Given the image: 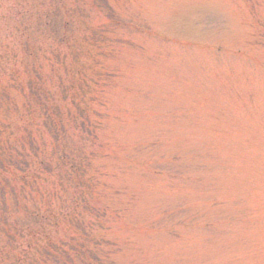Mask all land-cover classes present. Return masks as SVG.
I'll list each match as a JSON object with an SVG mask.
<instances>
[{"label":"rangeland","instance_id":"1","mask_svg":"<svg viewBox=\"0 0 264 264\" xmlns=\"http://www.w3.org/2000/svg\"><path fill=\"white\" fill-rule=\"evenodd\" d=\"M106 2L111 17L97 0H0V92L17 103L0 93V141L16 145L27 130L43 131V149L27 148L19 176L31 180L52 159L56 172L42 171L37 187L59 191L53 210L62 215L28 217L0 202L1 226L13 234L0 229V264L41 262L40 247L68 241L75 227L64 217L77 194L70 166L42 128L40 105L31 111L13 87V71L23 83L43 75L65 112L67 69L95 63L85 37L105 22L121 40L93 51L111 74L99 86L100 130L92 138L71 127L61 149L73 161L79 151L90 157L93 191L84 194L103 212L100 220L81 215L91 236L104 248V239L116 242L114 264H264V0ZM71 46H84L80 62ZM56 53L67 63L56 65ZM37 198L28 204L47 216L46 196Z\"/></svg>","mask_w":264,"mask_h":264},{"label":"trees","instance_id":"2","mask_svg":"<svg viewBox=\"0 0 264 264\" xmlns=\"http://www.w3.org/2000/svg\"><path fill=\"white\" fill-rule=\"evenodd\" d=\"M97 5L100 7H104L108 9V15L112 16V12L110 10L111 6H109L106 0H97ZM104 28V25H102ZM101 26V27H102ZM102 29V28H101ZM102 30H95L93 33L87 38V40L91 41L92 44H98L109 40V38ZM104 34V35H103ZM112 37V36H111ZM71 69V68H70ZM71 70H69L70 73ZM18 73H13V78L15 82V87L20 89V91L24 94L25 103L27 108L31 111H34V106L40 105L45 117L43 120V130L48 131L50 135H52L53 142L55 144V151L59 156L60 162L66 164V162L70 166L69 179L74 186H76L77 194L71 200L72 209L64 215V217L69 218V221L74 224V233L67 235L68 241L65 239L60 240L59 243H46L44 246L40 247L41 249V258L45 264H114L113 260L109 261V248L108 251L101 248L98 240H94L92 237V233L88 230L87 226H85L84 221L81 220V215L83 212H89L95 215L97 218L101 217V211L95 207L91 203V201H87V196L84 194L85 191H89L90 194L93 191V178L94 176H89L87 169L85 167V161H90V157L86 155L83 151H79L81 154V159L72 160L69 155H67L64 151H62V147H64L65 139L67 137V131L71 129V127L80 130L82 133L88 135H92V133L96 132L99 128V119L93 117L97 116V111L92 108V101H87L83 99L82 94L79 92L82 90L86 92V85L82 79L77 78L76 80L69 78V83L67 86H63V91L66 94L71 95V102L74 106V109L68 108L65 112L62 111V104H56L53 102H47V98L43 99L42 93L43 87L46 92L45 85L42 86V75H38L37 78H30L27 83H23L18 80ZM4 96H7V100L12 102L13 105H17L16 100L5 90L3 93ZM40 95V96H39ZM66 96V95H65ZM47 97V95H46ZM25 105V104H24ZM64 108V107H63ZM94 112L95 114H92ZM67 118L71 121V124L67 123ZM66 120V121H65ZM43 133L38 127L36 132L33 130H27L20 138L19 144L14 145L13 142H9L8 140L0 141V149H3L0 152V160L4 159L9 162V165H15L17 171L14 173V177H12L13 181H15L16 177L21 179L22 182L19 190L14 187L12 183V179L7 176L5 180L7 185H10L12 188V193L15 196L16 206L21 205L19 203L21 201L20 194L23 193V201L25 203L22 209L24 213L28 216H38L42 217V213L40 211L35 212L33 209L37 208V204L35 207H31L28 204V201L31 199H36L37 196L40 197L42 203H44L45 194L43 190L38 189L37 184H39L40 177L42 171L56 172L54 164L52 163V159L50 160H42L41 161V170L38 171L36 177L31 180H27L24 176H19V173L23 175L24 164L28 165L30 161L28 160V152L27 148H30L33 152H37L40 148L43 149L44 142L39 141L38 135ZM69 133V131H68ZM12 143V144H10ZM82 150V149H80ZM2 167H5V161L0 162ZM5 176V175H4ZM57 182H60V188H67L68 181L64 178L62 181V175L58 173ZM28 186V187H27ZM28 189L33 190V196H29L26 191ZM6 189L0 188V199L4 197L6 193ZM46 200L49 206L47 208L50 210V213H47V216H43L42 218H50V215L54 220L60 221L62 215L59 216L55 214L53 210V200L56 198V193L59 194V191L56 189L53 191H46ZM84 205V206H83ZM80 207H82L80 209ZM38 209V208H37ZM106 244H114L111 243L110 240L104 239Z\"/></svg>","mask_w":264,"mask_h":264}]
</instances>
